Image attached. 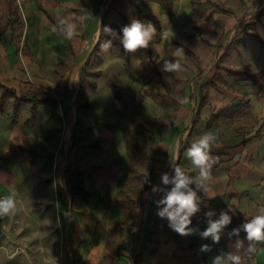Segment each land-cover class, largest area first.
I'll use <instances>...</instances> for the list:
<instances>
[{
    "label": "crops",
    "instance_id": "crops-1",
    "mask_svg": "<svg viewBox=\"0 0 264 264\" xmlns=\"http://www.w3.org/2000/svg\"><path fill=\"white\" fill-rule=\"evenodd\" d=\"M109 2L18 0L19 43L9 30L0 47V198L16 197L23 179L50 166L59 150V192L69 198L66 208L61 203L62 264H69L70 248L74 264H213L217 256L233 264L229 254L240 264H264V241H249L241 226L226 224L216 242L202 233L220 218L199 208L186 235L158 215L174 187L162 176L171 181L179 167L198 177L187 152L208 131L218 136L211 151L217 162L207 191L189 185L196 202L249 221L264 207V87L226 73H262L264 80V0H168L170 9L161 0ZM138 9L158 30L147 48L128 52L122 29ZM61 21L76 26L72 40ZM105 41L112 45L107 53L100 49ZM166 61L183 70L164 71ZM216 75L224 89L211 86ZM243 104L238 115L208 124ZM71 206L77 216L68 227Z\"/></svg>",
    "mask_w": 264,
    "mask_h": 264
},
{
    "label": "rangeland",
    "instance_id": "rangeland-1",
    "mask_svg": "<svg viewBox=\"0 0 264 264\" xmlns=\"http://www.w3.org/2000/svg\"><path fill=\"white\" fill-rule=\"evenodd\" d=\"M13 1L18 6V0ZM5 2L0 0V29L9 20ZM128 2V7L132 6V0ZM107 3L110 4L109 0ZM112 9L115 10L114 7ZM259 31L264 35L263 29ZM7 37L4 35L1 41ZM1 41L0 47L3 46ZM53 158L50 166L44 164L38 167L36 177L23 179L17 196L13 197L16 207L7 215L0 216V264H62L56 254L62 236V222L66 220L61 203L65 202L66 208L69 198L59 192L64 180L61 151L57 150ZM68 210V227H72L77 215L73 206ZM50 240H54V245ZM69 255V264H74L75 256L71 248Z\"/></svg>",
    "mask_w": 264,
    "mask_h": 264
},
{
    "label": "clouds",
    "instance_id": "clouds-1",
    "mask_svg": "<svg viewBox=\"0 0 264 264\" xmlns=\"http://www.w3.org/2000/svg\"><path fill=\"white\" fill-rule=\"evenodd\" d=\"M61 27L64 38L66 40H72L76 34V26L72 23L61 21ZM104 32L114 35L113 31L108 27L104 28ZM122 32L121 43L123 48L128 52H134L138 48H147L149 46V41L153 39L156 29L150 22L145 24L140 20L133 19L130 25L123 27ZM97 40L99 42L98 37ZM111 46V41L100 43V49L105 53L108 52ZM182 53V49H177L174 55L179 56ZM163 70L177 72L183 69L179 61H166ZM176 99L179 103H187V97H176ZM217 141V134L208 131L203 133L188 149V157L200 170L199 176L195 179L186 176L179 167L175 168V176L171 181L167 174L162 176V182L164 184L171 183L174 187H172L166 197L161 201L166 207L158 215L161 217L167 216L171 222L170 226L181 235H186L192 231L188 228V225L191 223L190 217L198 210L196 203L197 194L189 185L195 183L197 188L203 187L207 191V185L204 182L211 180L213 176L212 165L217 162V158L212 157L211 151L213 144ZM15 207L16 204L12 196H9L7 199H0V216L7 215ZM208 215L211 216L212 213H208ZM230 219L226 213L222 212L218 221H209V227L202 233V236H212L213 240L218 242L220 239L218 235L219 231L230 222ZM243 228L247 233V239L249 241H264V207H261L258 214L249 222L245 223ZM233 231L238 234V230ZM239 247L240 242L237 243V248ZM201 250L208 251L209 247L202 245ZM249 250L251 251L252 249L250 248ZM229 259L233 261V264H240L239 256L229 254ZM213 264H225V261L222 256H217Z\"/></svg>",
    "mask_w": 264,
    "mask_h": 264
},
{
    "label": "trees",
    "instance_id": "trees-1",
    "mask_svg": "<svg viewBox=\"0 0 264 264\" xmlns=\"http://www.w3.org/2000/svg\"><path fill=\"white\" fill-rule=\"evenodd\" d=\"M161 1L166 2L169 9L171 8V5L169 4L168 0H161ZM5 6L7 8V11L9 12V20L6 22L4 27H2L0 29V41H1L2 36L5 34V32L7 30H10L11 34H12V40L11 41H13L14 44H18L20 37H21V30H22V20H21V16L19 13L18 6L15 4V2L13 0H6ZM136 17H137V20H140V21L142 19L151 20L155 25V29L158 30L157 22L152 17L144 15L139 9L137 10ZM50 20L52 22H54L53 19L50 18ZM15 34H16V36H15ZM226 73L229 77L242 78L244 80L251 82L254 86H258L259 88L264 87V80L260 81L258 79L262 75V73L249 74L246 71H234L232 69H226ZM215 77H216L215 78L216 80L211 83V86L215 89H224L225 85L220 82L222 79L219 78V75H216ZM4 93L13 94V91L6 89V90H4ZM246 107H247V105L243 104L239 107H233L231 109H225L224 111L220 112L217 116L212 117L208 124L211 125L213 122H216V121L220 120L221 118H230V117L236 116V115H238V113L241 112V108H246ZM143 127H144V122L138 121L137 122V129H140ZM138 135H139V137L141 136L140 131H139ZM196 203H197V206H198L201 214L205 215L208 213H212L211 216L218 217V218L221 217L222 212H219L217 209L211 207L207 202L199 201ZM224 213H226L231 218L230 222L227 224V226L230 229L235 227V226L243 227V225L245 223L249 222V220H247L245 218L235 219L234 216H239L236 212H224Z\"/></svg>",
    "mask_w": 264,
    "mask_h": 264
}]
</instances>
